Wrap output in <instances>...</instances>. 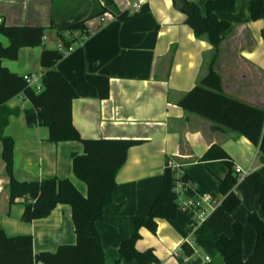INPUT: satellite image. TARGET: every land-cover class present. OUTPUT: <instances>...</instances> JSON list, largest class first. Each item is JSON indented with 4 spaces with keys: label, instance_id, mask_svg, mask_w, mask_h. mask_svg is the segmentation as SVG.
Wrapping results in <instances>:
<instances>
[{
    "label": "crops",
    "instance_id": "crops-1",
    "mask_svg": "<svg viewBox=\"0 0 264 264\" xmlns=\"http://www.w3.org/2000/svg\"><path fill=\"white\" fill-rule=\"evenodd\" d=\"M204 12L208 0H190ZM252 0H236L232 13L219 12L221 20L230 22L224 33L214 69L220 76L224 95L241 102L264 107V21H253ZM102 5L119 11L137 12L145 3L149 12L119 21L111 16L90 20V36L74 45V50L56 65L76 90L72 106L73 123L84 138H135L144 142L128 151L126 163L119 170L117 189L112 202L104 208V219L96 223L105 250V264H138L118 262L117 246L134 231V217L148 213L159 194L167 159L189 168L193 182L204 193L219 201L206 222L193 225L190 217L178 211L174 220H158L155 234L141 230L136 243L139 251L152 249L159 259L151 264H180L182 245L190 239L194 254L185 262L224 264L216 240L219 235H232L235 221L244 225L243 257L247 259L255 244V231L248 223L249 212L264 220L253 186L239 181L234 192L240 198L238 209L230 214L221 204L220 181L228 172L220 160L202 162L201 157L213 145L222 147L232 158L234 167L259 172L264 177V164L259 150L246 137L223 130L200 116L178 106L179 99L194 87L207 72L213 47L207 38L195 37L185 24L186 15L171 0H136L124 5L119 0H101ZM92 10V0H0V23L10 26L49 27L41 47L22 48L16 60H3V65L19 76L42 78L40 57L43 48L57 49V29L85 19ZM0 42L8 39L0 33ZM87 74L105 75L110 79V97L101 100ZM7 106L18 109L9 119L5 135L14 141L13 175L19 181L44 180L58 176L73 183L72 153L83 152L80 142L51 143L46 126H29L24 111L30 108L23 94ZM0 140V227L9 237L31 235L34 253L54 252L61 245L76 242L71 208L58 205L48 217L26 223L22 220L25 203L9 201V178L1 157ZM77 179V178H76ZM80 181V180H79ZM75 185V183H74ZM85 185V184H84ZM83 194L85 186L75 185ZM43 264V263H36Z\"/></svg>",
    "mask_w": 264,
    "mask_h": 264
},
{
    "label": "trees",
    "instance_id": "trees-1",
    "mask_svg": "<svg viewBox=\"0 0 264 264\" xmlns=\"http://www.w3.org/2000/svg\"><path fill=\"white\" fill-rule=\"evenodd\" d=\"M173 6L186 15L185 24L195 37L207 38L213 47L207 72L179 101L183 110L213 122L217 128L236 132L246 137L259 150L258 160L264 164V107H256L224 95L220 90V76L214 69L219 46L230 22L221 20L217 13H232L236 0H208L202 9L190 0H171ZM149 5L130 14L129 10L119 11L113 4L111 8L102 5L101 0H92L90 14L80 21L58 28L60 44L68 49L90 36L87 23L106 15L123 22L130 18L149 12ZM250 15L253 21H264V0H252ZM56 21L52 18L49 27L44 26H10L0 23V33L8 41V46L0 42V140L2 142V160L9 178L10 204L24 199L25 208L22 220L31 223L46 218L58 205L71 208L76 242L73 245H61L56 251L34 253L31 235L9 237L0 227V264H105V250L101 243L96 223L104 219V208L112 202L117 189L116 176L126 163L131 147L140 145L142 139L135 138H84L74 126L72 106L78 94L70 82L56 68L65 55L59 49L43 48L40 66L43 70L42 88L37 91L24 79L11 72L3 65V60L18 59L22 48L41 47L46 31L52 29ZM264 39V28L262 30ZM87 82L96 88L98 97L107 100L110 97V79L105 75L87 74ZM23 94L30 103L24 111L29 126H46L49 130L48 141L51 143L80 142L83 152L72 153V170L74 176L86 185L83 194L68 178L53 176L44 180L19 181L13 175L14 141L5 135L9 119L18 115V109H10L7 103ZM222 161L228 172L220 181L221 204L226 212L234 213L241 204L234 192L239 175L232 158L220 146L213 145L201 157L200 161ZM172 163L176 164L175 167ZM254 188L259 204L264 212V177L257 171L245 178ZM162 188L145 215L134 217L133 233L122 239L118 246V262L121 260L138 264L158 263L159 259L152 249L139 251L136 243L141 239V230L146 229L155 234L158 220H174L179 211L178 186L185 188V196L195 198L204 191L192 181L189 168L181 163L167 159L162 174ZM248 223L255 231V244L247 259L243 257L244 225L235 221L232 235H219L216 245L224 264H264V220L257 212L248 214ZM180 264L191 258L194 250L186 243L181 247ZM192 264H200L197 260Z\"/></svg>",
    "mask_w": 264,
    "mask_h": 264
},
{
    "label": "built area",
    "instance_id": "built-area-1",
    "mask_svg": "<svg viewBox=\"0 0 264 264\" xmlns=\"http://www.w3.org/2000/svg\"><path fill=\"white\" fill-rule=\"evenodd\" d=\"M133 8L135 10H139V4H134ZM101 21H104L105 18H100ZM85 38H83L84 40ZM59 49L64 53L65 56H67L69 53H71L74 50V45L70 46L68 49L62 46V44L59 45ZM24 79L28 82L29 85H31L33 88H35L37 91H40L42 88L41 79L35 78L33 75H26L24 76ZM172 166L175 167L176 164L172 163ZM236 172L239 175L238 182L242 181L246 178V176L249 174L248 171H243L240 168H236ZM178 192H179V199H178V205L179 210L186 213L192 222L193 225H199L206 222L209 214L214 210V208L219 204V201L214 199L212 196H210L207 193L198 194L195 198H188L185 196V188L182 186H178ZM186 244H188L193 250L194 247L192 246V243L190 239H187L185 241Z\"/></svg>",
    "mask_w": 264,
    "mask_h": 264
},
{
    "label": "rangeland",
    "instance_id": "rangeland-1",
    "mask_svg": "<svg viewBox=\"0 0 264 264\" xmlns=\"http://www.w3.org/2000/svg\"><path fill=\"white\" fill-rule=\"evenodd\" d=\"M120 3L124 4V5H127V4H132L133 2H135L136 0H119ZM217 61V58L215 60V63ZM215 63H214V66H215ZM75 180V185L77 186H85L83 182L79 181L78 179H74Z\"/></svg>",
    "mask_w": 264,
    "mask_h": 264
}]
</instances>
